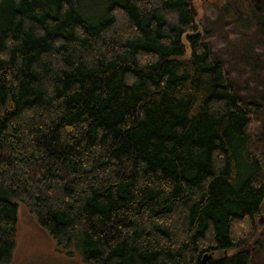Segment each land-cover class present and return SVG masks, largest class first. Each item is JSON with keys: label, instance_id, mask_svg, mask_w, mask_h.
Wrapping results in <instances>:
<instances>
[{"label": "trees", "instance_id": "obj_1", "mask_svg": "<svg viewBox=\"0 0 264 264\" xmlns=\"http://www.w3.org/2000/svg\"><path fill=\"white\" fill-rule=\"evenodd\" d=\"M194 1L0 0V264L12 199L86 264H250L257 104Z\"/></svg>", "mask_w": 264, "mask_h": 264}, {"label": "rangeland", "instance_id": "obj_2", "mask_svg": "<svg viewBox=\"0 0 264 264\" xmlns=\"http://www.w3.org/2000/svg\"><path fill=\"white\" fill-rule=\"evenodd\" d=\"M194 9L213 51L229 71L233 91L243 102L257 104L251 146L260 147L264 143V0H195ZM12 201L17 206L16 240L5 264H86L78 241L58 245L22 202ZM257 219L255 236L262 241L253 247L250 264H264V214Z\"/></svg>", "mask_w": 264, "mask_h": 264}, {"label": "water", "instance_id": "obj_3", "mask_svg": "<svg viewBox=\"0 0 264 264\" xmlns=\"http://www.w3.org/2000/svg\"><path fill=\"white\" fill-rule=\"evenodd\" d=\"M205 260H206V255L203 257V262H205Z\"/></svg>", "mask_w": 264, "mask_h": 264}]
</instances>
